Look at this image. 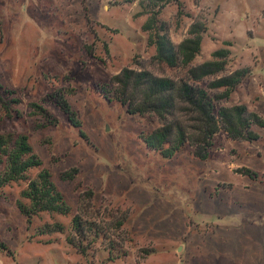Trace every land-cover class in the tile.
<instances>
[{
  "label": "rangeland",
  "instance_id": "1",
  "mask_svg": "<svg viewBox=\"0 0 264 264\" xmlns=\"http://www.w3.org/2000/svg\"><path fill=\"white\" fill-rule=\"evenodd\" d=\"M194 25L203 42L192 66L220 50L227 62L195 83L216 116L246 106L264 121V0H0V135H27L43 162L10 182L0 162V264H264V126L256 140L222 126L208 149L189 141L167 158L145 139L168 124L197 135L192 116L130 114L115 98L124 69L188 80L154 60L150 36L179 46ZM244 69L229 98L210 88ZM43 169L68 213L22 212Z\"/></svg>",
  "mask_w": 264,
  "mask_h": 264
},
{
  "label": "trees",
  "instance_id": "2",
  "mask_svg": "<svg viewBox=\"0 0 264 264\" xmlns=\"http://www.w3.org/2000/svg\"><path fill=\"white\" fill-rule=\"evenodd\" d=\"M149 1L157 7L165 0ZM153 23H156V19ZM152 28L155 29L153 25L145 26L146 30ZM150 42L156 47L154 60L166 64L171 69L182 67L188 73V80H182L179 84L170 78L154 76L149 71L138 72L124 69L113 78L115 98L128 107L130 114L156 113L166 118L167 115L177 111L189 113L196 124L193 129L197 135L190 133L182 124L176 126L168 124L155 130L145 139L149 148L160 151L167 158L175 155L189 141L199 146L203 145L206 150L212 146L213 137L222 126L235 139H258L253 126H264V121L259 115L249 112L246 106H236L221 108L218 118L212 97L204 88L195 84L226 70L227 62L221 60L225 57L224 51L215 52L214 60L192 66L201 52L203 42L202 33L195 25L191 36L179 46H175L171 38L161 34L160 31H157L155 37L150 36ZM248 74V69L238 70L229 76L212 81L209 86L212 89H224L222 98H229ZM62 107L69 113L70 109H67L65 104ZM12 141L0 135V162L3 158L7 159L4 180L9 182L24 179L28 171L41 168L43 165L27 135H21L15 142ZM195 154L202 159L208 156L201 149H197ZM23 196L29 200L30 204L29 207L20 206V208L29 217L40 212L66 214L69 211L63 195L52 182L51 174L44 169L40 171L36 179L30 181ZM74 225L80 233L83 231L84 224L80 218H75Z\"/></svg>",
  "mask_w": 264,
  "mask_h": 264
},
{
  "label": "crops",
  "instance_id": "3",
  "mask_svg": "<svg viewBox=\"0 0 264 264\" xmlns=\"http://www.w3.org/2000/svg\"><path fill=\"white\" fill-rule=\"evenodd\" d=\"M263 220H264L263 218L260 219V223H259V232H260L259 236H261V237H263V233H264L263 226L261 224V221L263 222Z\"/></svg>",
  "mask_w": 264,
  "mask_h": 264
}]
</instances>
